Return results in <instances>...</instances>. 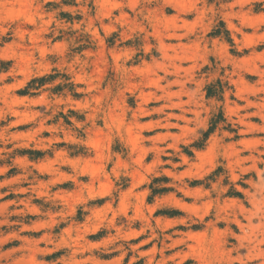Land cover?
I'll use <instances>...</instances> for the list:
<instances>
[{
	"label": "rangeland",
	"instance_id": "rangeland-1",
	"mask_svg": "<svg viewBox=\"0 0 264 264\" xmlns=\"http://www.w3.org/2000/svg\"><path fill=\"white\" fill-rule=\"evenodd\" d=\"M0 264H264V0H0Z\"/></svg>",
	"mask_w": 264,
	"mask_h": 264
},
{
	"label": "trees",
	"instance_id": "trees-1",
	"mask_svg": "<svg viewBox=\"0 0 264 264\" xmlns=\"http://www.w3.org/2000/svg\"><path fill=\"white\" fill-rule=\"evenodd\" d=\"M46 82V79H40V80H32L27 86H26V88L23 90V91H21V95H23V96H25V95H29V91L30 90H32V88H36V87H34L35 85L36 86H38V84H40V86H42L44 83ZM38 88V87H37ZM208 95L209 96H211V93L209 92L208 93ZM217 118L218 119H220V118H222V115L221 114H219L218 116H217ZM214 126L215 125H212L209 129H208V131L206 132V133H204V139L206 140L207 139V137L210 135V133H212V131H213V129H214ZM196 147L197 148H201V146L199 145H196ZM235 196L236 197H241V194H239V193H235Z\"/></svg>",
	"mask_w": 264,
	"mask_h": 264
}]
</instances>
